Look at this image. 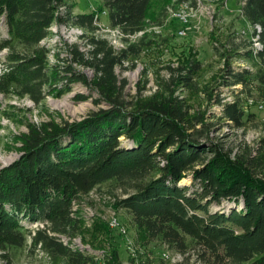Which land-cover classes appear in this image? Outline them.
Listing matches in <instances>:
<instances>
[{"label":"trees","instance_id":"1","mask_svg":"<svg viewBox=\"0 0 264 264\" xmlns=\"http://www.w3.org/2000/svg\"><path fill=\"white\" fill-rule=\"evenodd\" d=\"M186 1L196 2L101 0L99 13L105 11L110 27L123 33L125 47L118 50L96 33V12L74 14L67 0H0V25L8 33L0 39V52L7 50L0 56L5 59L1 94L42 105L81 83L98 92L97 104L106 105L76 121L21 119L27 127L15 137L21 155L0 172V249L8 264L7 250L29 240L30 249L61 257L64 264H95V255L72 248L61 236L72 241L89 233L83 218L73 214V202L110 180L126 196L118 198L117 207L127 210L148 239H162L185 253L190 238L207 264H264V181L256 177L264 155L232 158L231 151L210 139L217 123L198 106L203 96L215 99L221 120L244 127L253 115L247 116L241 95L252 94L255 82L264 92V46L255 53L248 39L232 35L233 40L215 47L227 60L223 79L233 102L212 93L213 86L204 81L207 65L199 60L162 66L168 76L157 72L151 95H145L146 83H141L137 94L127 97L128 81L116 71L125 64L135 67L156 42L158 35L149 28L163 27L169 9ZM242 15L262 26L264 45V0H246ZM53 24L83 28L89 48L74 43L68 64H52L51 49L41 41ZM53 55L61 60L59 52ZM235 59L252 68L235 66ZM75 65L92 70L93 77ZM75 98L89 96L78 93ZM12 106L1 109L0 102V114L15 119ZM187 177L190 182L182 183ZM36 221L44 226L32 228ZM86 240L99 239L89 233ZM118 262L115 252L112 264Z\"/></svg>","mask_w":264,"mask_h":264},{"label":"rangeland","instance_id":"2","mask_svg":"<svg viewBox=\"0 0 264 264\" xmlns=\"http://www.w3.org/2000/svg\"><path fill=\"white\" fill-rule=\"evenodd\" d=\"M67 2L73 5L74 14L96 12L98 14L96 24L100 27L96 33L108 38L116 49L123 48L125 42L115 29L110 27L107 13L105 11L99 13L101 0H67ZM242 6L241 0H202L198 9L186 11L189 16L188 22L182 23L170 16L163 27L149 28L148 31L158 35L152 48L143 52L135 67L125 64L127 68H116L119 77L128 81L125 87L126 96L131 97L137 94L141 83H146L145 95H151L157 89V72L159 71L165 77L168 76V71L162 66L171 64L178 67L195 59L207 65L204 81L213 86L212 93L219 94L224 102H233L235 97L223 79L222 68L225 67L227 60H222L218 56L215 47L221 48L220 43L233 40L232 35L239 36L237 32L248 27L249 23L241 13ZM178 8L181 7H175V9ZM181 30H185V33L180 34ZM49 31L50 35L41 43L51 49L49 59L52 64H68L69 46L74 43L79 44L83 50L89 48L87 38L84 37L86 31L81 27L53 24ZM140 36L137 35L134 38ZM7 37L6 26L2 23L0 39ZM54 51L60 53V61L53 55ZM4 55L6 54H1V57ZM235 60L231 61L235 66L243 67L246 63L247 67L252 68L243 60ZM75 67L85 71L90 78L93 77L92 70L78 65ZM135 73L136 76H133ZM146 78L147 82H145ZM253 85L255 87L252 94L241 95L247 116L253 115L251 119L246 117L244 127H236L221 120V108L215 99L211 100L203 96L200 101L198 100V106L207 111L208 120L217 123L209 131L210 139L231 151L232 158L240 154L264 155V92L257 88L258 82ZM78 93L86 94L89 98L85 101L77 100L75 96ZM97 97L96 90L81 83L74 84L71 91L61 97H47L42 105H36L29 98H8L0 93L1 109L16 106V108L13 106L9 108L15 119L10 120L0 114V172L21 155L18 150L21 144L15 138L27 131L21 119L27 118L34 123L51 119L55 121L82 120L90 111L106 107L104 103L97 104L94 101ZM53 101L64 104L58 106ZM194 101L193 99L192 102ZM256 177L264 181V161L257 169ZM185 179L187 183L190 182L189 177ZM122 197H126L124 191L114 180L104 182L82 197L81 202H78V213L84 217L86 232L96 233L101 242L87 241L86 236L89 233H84L71 241L74 249L95 255V264H112L115 261V252L119 257L118 264H207L200 257L198 248L190 238H188L189 248L185 253L162 239H148L143 230L133 224L132 216L127 210L117 207V200ZM113 214L117 220L119 219L120 228L110 226ZM43 224L39 222L38 225L42 227ZM38 225L35 222L32 228H38ZM29 243L30 240L24 247H12L7 250L12 260L9 264H64L61 257H50L40 249H30ZM3 253L6 252L0 249V264H8Z\"/></svg>","mask_w":264,"mask_h":264},{"label":"bare ground","instance_id":"3","mask_svg":"<svg viewBox=\"0 0 264 264\" xmlns=\"http://www.w3.org/2000/svg\"><path fill=\"white\" fill-rule=\"evenodd\" d=\"M245 1L246 0H241L242 2V5L245 4ZM202 4V0H196V2L193 4L191 1H186L184 2L180 7V9H175L174 7L173 8H170V15L169 16H172L176 19H178L180 22L182 23H186L188 22V14L186 13V11L188 9H194V8H197L200 7ZM243 7V6H242ZM241 13H242V9H241ZM243 16V15H242ZM52 28V26L50 27ZM49 28V29H50ZM154 29H157L159 27H153ZM115 31L118 33V35L120 36V38L122 39L123 37V33L119 30V29H115ZM262 31V26L259 25V24H250L248 25L247 28L245 29H242L240 31L237 32V34L239 36H242V38L244 37L245 39H248V41L251 43L250 45V48L251 50H253L255 53L259 52L262 48H263V42L261 41V37H260V33ZM144 33V31L142 32H139L137 35H142ZM185 33V30H181L180 31V34H184ZM135 35V36H137ZM133 36V38L135 37ZM248 36V37H247ZM123 47H125V45H123ZM7 53V50H3L2 52H0V56L1 54H6ZM5 61V59L1 60L0 61V75L4 72L5 68H4V65H3V62ZM246 64V63H245ZM245 64H243V67H247ZM133 76H136V73L133 74ZM53 103L55 105H61V104H64V103H59L57 101H53ZM187 179H183L181 182L182 183H187L186 182ZM78 202L77 201H74L73 202V214L75 216H78V217H81V218H84L82 217V215H79V210H78ZM114 213V212H113ZM117 220V218L115 217V214L112 215L111 217V224H114V222ZM40 221H36V224L38 225ZM39 226V225H38ZM44 226V224L42 225V227ZM40 227V226H39ZM62 238V241L66 244H69L72 248H73V245L71 244V241H70V238L69 237H66V236H61ZM77 240V239H76Z\"/></svg>","mask_w":264,"mask_h":264},{"label":"built area","instance_id":"4","mask_svg":"<svg viewBox=\"0 0 264 264\" xmlns=\"http://www.w3.org/2000/svg\"><path fill=\"white\" fill-rule=\"evenodd\" d=\"M77 202H81V201H77ZM110 226H111L112 228H120V221H119V219L116 220V221L114 222V224H110Z\"/></svg>","mask_w":264,"mask_h":264}]
</instances>
